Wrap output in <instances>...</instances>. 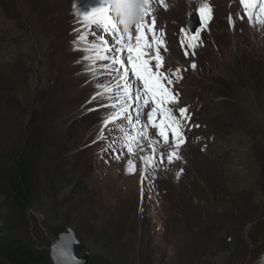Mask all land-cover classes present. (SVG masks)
<instances>
[{
	"label": "rangeland",
	"instance_id": "obj_1",
	"mask_svg": "<svg viewBox=\"0 0 264 264\" xmlns=\"http://www.w3.org/2000/svg\"><path fill=\"white\" fill-rule=\"evenodd\" d=\"M104 3L0 0L2 178L16 151L37 139L32 205L13 223L10 200L0 194V242L14 227L50 256L52 242L73 229L79 257L89 252L117 264H264V26L249 22L240 0H164L167 7L153 0L156 31L168 45L161 71L182 76L171 77L178 103L169 106L176 115L186 107L191 120L182 159H165L146 175L142 157L152 155L156 130L141 133L151 104L137 123L138 104L126 98L128 118L111 122L124 81L106 67L112 60L87 59L102 37L118 47L77 15ZM203 3L212 16L186 56L181 40L193 35L189 16ZM75 29L88 40L79 41ZM125 133L141 137L133 153L123 146ZM157 147L165 157L172 150L162 141Z\"/></svg>",
	"mask_w": 264,
	"mask_h": 264
},
{
	"label": "snow or ice",
	"instance_id": "obj_2",
	"mask_svg": "<svg viewBox=\"0 0 264 264\" xmlns=\"http://www.w3.org/2000/svg\"><path fill=\"white\" fill-rule=\"evenodd\" d=\"M145 3L147 7L143 10V19L134 26L135 37H133L132 29H123V34H121V28L118 22L113 19L107 0H105L102 6L93 8L89 13L82 14L78 9L77 15L80 16L85 29L94 33L95 28H99L104 32L112 34L115 37V45L118 46L116 48L111 47L109 41L102 37L100 43H92L89 49L90 51L95 50L94 58H87L90 60H112V64L106 65V67L112 68L113 71L119 73L120 79L124 81L120 97L123 103L119 114L112 115L111 122L116 121L119 117L128 118L125 114L129 112L132 105L127 103V99L132 100V103L138 104L140 110L136 113L137 123L139 117L144 114L143 109L151 104L150 110L146 113L147 122L142 126L144 131L141 133L143 137H147L150 134L147 131L149 128L156 130V135L151 140L153 146L152 155L142 157L144 163L143 171L147 175L155 171L160 164L164 163L165 159L169 164L175 160L182 159L179 149L187 142L184 132L186 130V122L190 121L191 117L186 115L188 111L186 107L179 108V115H176L173 107L169 106L178 103V93L174 94L170 87L173 84L171 77L175 76L179 80L182 79V76L179 69L175 72L170 69L161 71L164 65V57L160 54L161 47L165 50L167 48L163 40L164 33L160 32L157 34L156 19L153 15L154 9L152 7L153 0H145ZM160 3L164 7H167L164 0H160ZM240 3L250 23L264 26V0H240ZM198 12L200 19L206 25L211 19L212 8L207 3H203L199 7ZM148 17H151L150 23ZM229 24L234 27L235 22L231 17H229ZM74 31L77 32L79 41L88 40V32H81L79 29H75ZM181 31L182 33L184 32L183 29ZM149 34L152 37L151 41L148 39ZM198 41L199 32L186 36V39L181 40V45L185 48L186 56L189 55L188 49H192V54H194ZM73 42L76 43L75 40ZM112 51L122 53V55L116 58L102 55L104 52ZM153 61H155V70ZM113 65H118V67L113 68ZM191 67L195 68L196 65L193 63ZM133 80L135 84H133ZM100 87L105 86L100 85ZM111 90V88L105 87V91L110 92ZM99 95H102V93ZM95 98L93 97V99ZM112 107H115V105H112ZM105 122L109 121L106 120ZM133 126L135 127V124ZM195 126L199 127V125ZM170 134L171 142L169 138ZM140 138V136L131 137L125 133L123 146L127 148L129 153H133L132 142ZM161 141L165 146L172 149L166 157L163 153L159 152L157 147ZM128 171L130 173L135 171V162L133 160L128 161ZM180 171L182 172L183 169Z\"/></svg>",
	"mask_w": 264,
	"mask_h": 264
},
{
	"label": "trees",
	"instance_id": "obj_3",
	"mask_svg": "<svg viewBox=\"0 0 264 264\" xmlns=\"http://www.w3.org/2000/svg\"><path fill=\"white\" fill-rule=\"evenodd\" d=\"M37 147V139L29 140L16 154L11 157V165L0 176V194L10 200L13 223L20 219L30 208L33 201V162L30 157ZM0 264H53L49 254L38 250L23 238L14 233L13 229L6 232L0 242ZM90 264H117L108 259L92 258Z\"/></svg>",
	"mask_w": 264,
	"mask_h": 264
},
{
	"label": "clouds",
	"instance_id": "obj_4",
	"mask_svg": "<svg viewBox=\"0 0 264 264\" xmlns=\"http://www.w3.org/2000/svg\"><path fill=\"white\" fill-rule=\"evenodd\" d=\"M113 19L123 29H132L143 19V10L147 7L145 0H107ZM79 243L75 233L67 229L53 242L50 254L53 264H84L75 254V246Z\"/></svg>",
	"mask_w": 264,
	"mask_h": 264
},
{
	"label": "water",
	"instance_id": "obj_5",
	"mask_svg": "<svg viewBox=\"0 0 264 264\" xmlns=\"http://www.w3.org/2000/svg\"><path fill=\"white\" fill-rule=\"evenodd\" d=\"M187 26H188V28L192 34H195L196 32H198L199 29L203 26V22L200 19V16L197 12H193L192 14H190ZM71 230H73V229H71ZM74 233H75V231H74ZM75 236L77 237L76 233H75ZM77 239H78V237H77ZM78 241H79V239H78ZM79 243L74 248L75 254L77 255L78 258L83 260L84 264H90L91 257H92L91 253L85 252L83 256H81V257L78 256ZM50 256H51V254H50ZM51 259H52V257H51ZM52 262H53V260H52Z\"/></svg>",
	"mask_w": 264,
	"mask_h": 264
},
{
	"label": "bare ground",
	"instance_id": "obj_6",
	"mask_svg": "<svg viewBox=\"0 0 264 264\" xmlns=\"http://www.w3.org/2000/svg\"><path fill=\"white\" fill-rule=\"evenodd\" d=\"M168 34V33H167ZM165 36V35H164ZM164 39V38H163ZM166 42V41H165ZM173 42V41H172ZM167 43V42H166ZM169 44V43H168ZM166 46H168V45H166ZM172 47H174L173 45H172ZM169 49V48H168ZM179 51H180V48H179ZM120 82V81H119ZM123 84V83H122ZM119 85H121V84H119Z\"/></svg>",
	"mask_w": 264,
	"mask_h": 264
}]
</instances>
